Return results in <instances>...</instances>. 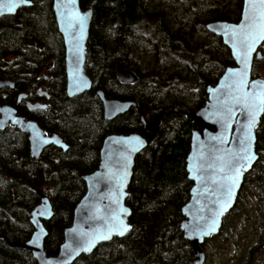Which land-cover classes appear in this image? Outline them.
I'll use <instances>...</instances> for the list:
<instances>
[{
    "label": "trees",
    "instance_id": "obj_1",
    "mask_svg": "<svg viewBox=\"0 0 264 264\" xmlns=\"http://www.w3.org/2000/svg\"><path fill=\"white\" fill-rule=\"evenodd\" d=\"M225 1L79 0L81 10H92L84 65L92 88L72 99L64 92V51L51 0H33L31 8L0 19V78L17 87L15 93L0 91V104L14 106L15 95L34 86L38 72L53 63L49 74L54 79L50 92L55 102L48 112L38 114L42 119L34 114L31 118L40 129L59 132L69 145L67 153L50 152V160L32 162L24 135L14 129L0 132V235L21 242L28 238L30 226L16 228L22 222L16 213L33 208L38 201L35 191L47 187L54 224L47 225L45 251L53 255L85 192L79 176L97 169L103 137L137 133L149 145L136 157L128 186L131 231L73 264H192V249L179 229L180 207L188 201L191 187L184 159L194 130L190 121L207 100L206 86L216 84L224 69L234 65L220 39L204 28L210 19L230 22L224 11L203 20ZM204 37L211 42H199ZM137 52L150 56V67H141ZM262 64L261 59L254 66ZM119 70L134 73L136 82L119 84L115 77ZM97 90L107 99L131 101L137 107L107 122ZM184 94L194 96V109L186 110L178 101V95ZM15 108L19 115H30L25 108ZM139 112L160 119L157 135L144 133ZM87 155L93 156L92 162L84 160ZM33 263L28 253L0 242V264Z\"/></svg>",
    "mask_w": 264,
    "mask_h": 264
},
{
    "label": "water",
    "instance_id": "obj_2",
    "mask_svg": "<svg viewBox=\"0 0 264 264\" xmlns=\"http://www.w3.org/2000/svg\"><path fill=\"white\" fill-rule=\"evenodd\" d=\"M56 30L61 36L64 48L65 94L69 99L88 92L92 86L85 73L86 39L92 20V10H81L79 0H51ZM12 10L8 11L9 4ZM258 0H242L238 21H213L205 25V31L220 39L221 45L229 51L233 66L226 67L214 85L206 86L207 100L197 109L190 123L189 152L185 160V172L190 182L188 201L180 207L179 229L183 239L192 249V264H205L206 257L201 247L207 240L217 236L222 228L223 218L236 205L243 181L258 161L256 152V129L264 116V104L249 127L250 106L253 99L250 91L264 85V79L253 77V63L261 57L260 47L264 39L252 46L245 63L240 53L247 31L246 17L254 12ZM32 3L24 0H0V18L13 16L20 8H29ZM81 20L83 23L81 24ZM234 47L236 51L234 52ZM241 73H246L244 83H239ZM116 80L121 85H132L137 78L134 73L119 70ZM14 88L10 81L0 79V90ZM102 106L104 120L112 121L125 114L136 104L131 101L107 99L102 90L96 92ZM18 97V101L24 99ZM29 110H45L46 106L26 104ZM140 125L151 136L159 132L160 119L147 118L139 113ZM7 126L28 135L30 154L36 159L43 148L53 145L67 150V146L56 134L47 137L33 121L18 117L16 110L0 105V131ZM149 145V140L136 133L111 134L104 137L99 150L97 169L92 174L81 175L85 193L73 210L72 223L63 230V241L55 257H48L44 249L47 231L42 221L52 217L49 199L40 192V204L31 211L30 223L34 231L24 243L9 242V248L29 252L36 264H73L81 257L94 253L100 245L113 239H123L131 231V211L126 206L136 157ZM250 157L243 159V157ZM238 170V175H237ZM1 238V237H0Z\"/></svg>",
    "mask_w": 264,
    "mask_h": 264
},
{
    "label": "rangeland",
    "instance_id": "obj_3",
    "mask_svg": "<svg viewBox=\"0 0 264 264\" xmlns=\"http://www.w3.org/2000/svg\"><path fill=\"white\" fill-rule=\"evenodd\" d=\"M241 4L239 0H226L223 5L220 3L215 7L216 13H211L203 20L207 21L216 17L218 12L224 11L230 19L228 23H234L233 21L240 16ZM208 22L213 21L210 19L206 23ZM204 39L206 44L211 42L206 37L199 42ZM135 58L143 69L152 64L150 56L144 53L137 52ZM252 71L253 77L264 79V62L262 65L254 66ZM183 96L178 95V101L185 105L186 110L194 109V96L186 94ZM256 132L257 144L260 146V150L256 151L258 161L246 175L233 210L223 218L220 233L202 244L201 249L206 257L205 264H264V118ZM40 190L46 195L49 192L47 187Z\"/></svg>",
    "mask_w": 264,
    "mask_h": 264
},
{
    "label": "flooded vegetation",
    "instance_id": "obj_4",
    "mask_svg": "<svg viewBox=\"0 0 264 264\" xmlns=\"http://www.w3.org/2000/svg\"><path fill=\"white\" fill-rule=\"evenodd\" d=\"M27 1H30L31 3H32V5H33V0H27ZM52 2V1H51ZM32 5H31V7H32ZM31 7H29V8H31ZM21 9H25V8H20L17 12H16V14L21 10ZM15 14V15H16ZM15 15H13L12 17H14ZM10 18L11 16H4V17H1L0 19H2V18ZM11 17V18H12ZM55 22V21H54ZM56 25V24H55ZM57 29V28H56ZM60 38H61V36H60ZM62 41V40H61ZM62 46H63V43H62ZM63 51H64V48H63ZM259 51H260V53H261V57H260V59H258V60H263V62H264V48L263 47H260L259 48ZM258 60H254V63H255V61H258ZM85 61H86V56H85ZM254 63H253V66H254ZM52 65H53V63H48L46 66H45V68L43 69V70H41V71H39L38 72V74L36 75V77H35V84H34V86H31V85H29V88H26L23 92H18L16 95H15V103H14V106H12V105H8V104H6V103H3V104H0V105H8V106H11L12 108H14L15 110H16V114H17V116L18 117H22L24 120H26V121H33V122H35L37 125H38V123L34 120V119H32L31 118V114L33 115V117H36V118H41L42 119V117L40 116V115H38L39 113H43V112H48V110L50 109V103H52V102H55V98H54V96H52V94H51V92H50V86L52 87V85H53V81H54V79H52V76L49 74V70H50V68L52 67ZM84 66V65H83ZM253 69H254V67H253ZM64 75H65V69H64ZM0 79H3V78H0ZM65 79V78H64ZM3 80H7V81H9L8 79H3ZM10 82H12V81H10ZM13 84H14V88L13 89H10V88H4L3 90L1 89L0 91H11V92H14L15 93V91H17V87H16V85H15V83L14 82H12ZM65 83H66V79H65ZM91 88H92V86H91ZM90 88V89H91ZM90 89H89V91H90ZM88 91V92H89ZM98 91V90H97ZM97 91H95V94H96V92ZM65 92V91H64ZM87 92V93H88ZM86 93V92H85ZM84 94V93H83ZM20 95H24L25 96V98L24 99H21L20 101H18V97L20 96ZM66 95V94H65ZM82 95V94H81ZM79 96V95H78ZM105 96V95H104ZM76 98H77V96H75ZM68 98V97H67ZM74 98V97H73ZM39 104V105H42V106H46V109L45 110H34V111H31V110H29V108H28V106L26 105V104ZM15 107H22V108H25V110L27 111V113H29L30 115H28V116H24V115H19L18 114V112H17V109L15 108ZM137 107V106H136ZM101 110H102V106H101ZM36 113H37V116H36ZM140 113V112H139ZM142 113V112H141ZM126 114V113H125ZM124 115V114H123ZM120 116H122V115H120ZM146 116V115H145ZM102 117H103V115H102ZM147 117V116H146ZM104 119V118H103ZM48 121H50V119L48 120ZM106 121V120H105ZM113 121V120H112ZM107 122H110V121H107ZM141 123V122H140ZM39 126V125H38ZM142 126V125H141ZM40 127V126H39ZM6 129H14V130H16V131H18L20 134H22V135H24L25 136V139H26V143H27V151H28V155H29V158H30V160L32 161V162H40L42 159H44L45 161H47V160H50V157H51V153L50 152H60V153H67V151H69V145H68V143L65 141V140H63L64 138L62 137V135L59 133V132H57V131H52V130H47V131H45L44 129H42L41 128V130L45 133V135L47 136V137H49V136H51L52 134L54 135V134H56V135H58L59 137H60V140L67 146V150L66 151H63L62 150V148H57V147H55V146H53V145H49V146H46L45 148H43V150H42V152L39 154V156L36 158V159H34V158H32V156H31V154H30V146H29V142H28V135L27 134H25V133H22V132H20L19 130H17L16 128H13V127H10V126H7L6 128H4L3 130H1L0 132H3L4 130H6ZM143 129V128H142ZM144 131V130H143ZM145 133V132H144ZM131 134V133H130ZM137 134V133H136ZM146 134V133H145ZM111 135V134H110ZM126 135V134H125ZM140 135V134H139ZM148 135H150V134H148ZM141 136V135H140ZM143 137V136H142ZM104 138V137H103ZM144 138H146V137H144ZM103 141V140H102ZM101 147V146H100ZM100 150V149H99ZM98 150V151H99ZM141 154V153H140ZM92 159H93V156H92ZM91 158H89V156L87 155V156H85V158H84V160L85 161H93ZM58 159L57 158H54V162L55 161H57ZM91 162H89V163H91ZM99 162V161H98ZM97 162V163H98ZM88 163V162H87ZM94 172V171H93ZM90 174V173H89ZM87 175V174H86ZM80 177H81V175L79 176V179H80ZM81 181V180H80ZM82 182V181H81ZM83 183V182H82ZM83 185H84V183H83ZM84 188V187H83ZM85 189V188H84ZM38 192H40L43 196H45L46 198H48L49 199V202L51 201L50 200V197H49V194H45L42 190H40V189H37L36 191H35V195H36V197H37V199H38V201H36V205H34L33 206V208H31L30 210H28L26 213H24V210H22V211H18L17 213H16V215H18V216H21V220H22V222L21 223H16L17 225L15 226L16 228H18V229H24L27 225L28 226H30V230H31V232H30V234H29V236H28V238L27 239H25V241H23V242H21V241H14V240H10V238H8V236H6V235H0V242L3 244V245H5L8 249H13V248H9L8 246H7V244H6V242L5 241H3L4 239H3V237H5L6 239H7V241H9V242H20V243H24V242H26V241H28V239H30V237H31V235H32V233H33V231H34V228L32 227V225H31V223H30V213H31V211L33 210V209H35L39 204H40V197L37 195V193ZM85 193V192H84ZM83 197V196H82ZM79 201V200H78ZM50 204H51V206H52V217L50 218V220H48V221H42V223H43V227H45V229H46V231H47V237L49 236V233H48V227H47V225H53L54 223H53V221H54V208H53V205H52V202H50ZM77 205V204H76ZM75 205V206H76ZM75 208V207H74ZM74 210V209H73ZM72 213V212H71ZM72 217H73V213H72ZM20 220V221H21ZM19 221V222H20ZM72 223V220H71V222H70V224ZM70 224L69 225H67L66 227H64L63 229H62V237H63V230L65 229V228H67V227H69L70 226ZM47 237H45L44 239V249H45V243L47 242ZM61 237V238H62ZM62 241H63V238H62V240H61V242L58 244V247H57V249L55 250V252H54V254L53 255H51V256H48L47 255V253H46V255L48 256V257H55V256H57V254H58V249H59V247H60V245H61V243H62ZM13 250H20V249H13ZM20 251H22V250H20ZM46 252V251H45ZM25 253H28L29 255H30V257L32 258V256H31V254L29 253V252H25ZM32 260L34 261V263L33 264H36L35 262V260L32 258Z\"/></svg>",
    "mask_w": 264,
    "mask_h": 264
},
{
    "label": "snow or ice",
    "instance_id": "obj_5",
    "mask_svg": "<svg viewBox=\"0 0 264 264\" xmlns=\"http://www.w3.org/2000/svg\"><path fill=\"white\" fill-rule=\"evenodd\" d=\"M21 3L24 0H20ZM247 3V0H246ZM254 12L252 15L246 17L247 23L244 25L245 29H247L242 44H244V49L240 53L244 57V62L246 63L248 60L249 53L252 50V46L257 43L259 40L264 39V0H258L257 4L253 5ZM12 10L11 3L9 4L8 11ZM83 21L81 20V24ZM236 51L234 47V52ZM246 73L240 74L239 83H244V77ZM253 84L256 85V89L254 91H250L246 95H250L253 99V104L250 106V111L248 115L249 119V127L254 123V117L259 111V106L264 104V85H258L255 81ZM250 157H243V159H248ZM238 175V170H237Z\"/></svg>",
    "mask_w": 264,
    "mask_h": 264
}]
</instances>
